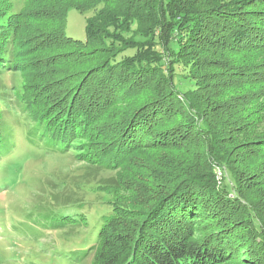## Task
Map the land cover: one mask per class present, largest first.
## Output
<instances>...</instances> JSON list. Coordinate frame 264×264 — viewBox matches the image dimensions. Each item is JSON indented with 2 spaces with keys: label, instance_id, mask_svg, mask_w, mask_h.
Here are the masks:
<instances>
[{
  "label": "trees",
  "instance_id": "16d2710c",
  "mask_svg": "<svg viewBox=\"0 0 264 264\" xmlns=\"http://www.w3.org/2000/svg\"><path fill=\"white\" fill-rule=\"evenodd\" d=\"M101 4L103 8L97 12ZM263 6L264 0H35L34 7L40 8L47 17L56 22L62 19V31L47 33L48 38L59 34L66 37L64 28L69 9L91 13L85 20L84 40H66L91 49L112 48L109 61L97 70V75L105 73L107 77L104 88L108 84L110 89L126 96L143 84L147 76L157 74L167 79L159 87L162 89L157 99L124 108L115 123V145L109 156L138 149L142 140L146 142L147 136L156 133L160 140L152 141L151 148L173 154V159L166 155L167 158L164 156L155 165L153 182L143 192L141 201L98 214L84 242L59 246L56 252L44 255L43 263L28 264H83L89 256L88 264H214L216 261L222 264L238 250L243 255L237 256L243 258L250 244H242L249 238L257 244L249 253L256 258L262 255V225L253 222L249 232L235 213V198L231 199V195L238 196L235 188L239 178L243 175L247 179L256 178L264 172L263 161H253L247 155L240 162L239 153L233 156L235 147L231 138L237 134L253 136L246 127L250 122L248 103L231 101L227 91L216 97L209 95V100L208 94L198 101L187 97L197 84L193 68L197 63L192 60L185 63L180 54L190 39L193 45L190 49L196 51V58L202 64L223 55L220 49L233 55L260 52L264 48ZM96 24L103 26L95 32ZM10 27L0 23V68H8L9 56L14 52ZM140 30H145V34ZM204 37L208 40L202 41L203 48L199 51L195 46L197 41L192 40ZM16 38L17 33L15 43ZM212 48L215 51L208 56ZM154 54L158 56L156 59L152 57ZM239 62L235 66H240ZM29 118L25 115L22 121ZM37 121L36 118L19 127L27 145L44 155H62L68 143L62 140L63 134H57L61 133L60 126L48 129ZM12 133L0 125V159L5 162L17 160L22 151L17 148ZM240 143L241 147H251L243 151H264L262 134ZM19 168L16 171L21 175ZM215 169L223 179L219 187ZM6 188L13 189L9 183L0 181V190ZM74 207L69 203L67 208H38L35 213L28 210L22 214L23 218L17 219L14 214H5L3 221H9V228L15 233L25 228L57 232L71 229L72 220L77 222L69 210ZM198 232L200 237L194 240ZM28 236L35 237V234ZM52 254L64 258H52Z\"/></svg>",
  "mask_w": 264,
  "mask_h": 264
},
{
  "label": "rangeland",
  "instance_id": "374dc122",
  "mask_svg": "<svg viewBox=\"0 0 264 264\" xmlns=\"http://www.w3.org/2000/svg\"><path fill=\"white\" fill-rule=\"evenodd\" d=\"M34 5L35 0H0V23L11 25L10 32L14 36V52L9 56V66L0 68V125L3 124L13 132L17 148L22 149L17 160L9 163L0 159V181L9 183L10 188H13L12 191H8V188L0 190V264L43 263L44 255L56 252L59 246L84 242L94 224V217L112 212L117 206L124 207L131 202L141 201L143 192L153 182L155 165H159L166 155L170 160L173 159V154H167L158 147L151 148L152 141L155 143L160 140L156 133L147 136L146 142L142 140L140 146L137 144L138 149L109 156L115 145V123L124 108L157 99L162 89L159 87H163L162 83L167 79L157 74L147 76L143 84L126 96L117 93L116 89H110L108 84L104 88L107 77L105 73L97 75V70L98 66L109 61L112 48L103 46L91 49L67 42L71 39L84 40L85 20L91 13L81 14L75 9H69L64 28L66 37L59 34L48 38L47 33L62 31V19L59 22L53 21ZM102 8L103 4L97 8V12ZM102 26L96 24L93 30L99 31ZM15 32L18 39L16 43ZM140 32L145 34V30ZM204 40L208 39L193 38L192 42L197 41L195 46L200 51ZM189 43L182 45L180 58L185 63L190 60L197 63L193 65L197 84L187 97L198 101L208 94L209 100V95L216 97L218 93L227 91L231 101L242 100L248 103L246 110L250 122L246 127L253 136L237 134V137H232L231 144L235 147L233 156L239 153L240 162L247 155L253 161L264 162V151H243L251 147L240 146L241 141L264 135V48L258 53L245 51L237 55L220 49L223 55L202 64L198 62L196 51L190 49L193 45ZM213 51L214 48L207 55L210 56ZM152 57L156 59L158 56L154 54ZM239 61L241 65L235 66L234 63ZM181 89L186 90L188 87ZM25 115L30 117L26 122L22 121ZM36 118L37 124L48 129L51 126L58 129L60 126L58 130L61 133L57 134H63L62 140L68 143L62 155H44L27 145L19 127L30 120L36 121ZM128 153L129 156L126 155ZM18 166L21 175L16 171ZM214 173L217 186H222L223 179L219 170L215 169ZM247 177L243 175L238 179L239 184L235 188L238 196L231 195V199L235 198V213L245 223V228L251 232L253 222L260 223L264 239V172L258 178ZM69 203L76 206L69 209L72 217L77 219V222H70L71 229L38 232L36 228L32 231L25 228L15 233L9 228V221H3L5 214H14L16 219L23 218L22 214L28 210L35 213L38 208H67ZM30 233L35 234V237H26ZM198 237L199 232L194 235V240ZM255 242L249 238L242 244H250L243 258L237 256L243 255L242 250H238L230 254L232 259L222 264H264V242L261 243L262 255L256 258L249 253L257 246ZM70 251H73L72 248ZM54 257L64 258L60 254H52ZM90 259L91 256L83 264H88ZM214 264L220 263L216 261Z\"/></svg>",
  "mask_w": 264,
  "mask_h": 264
}]
</instances>
